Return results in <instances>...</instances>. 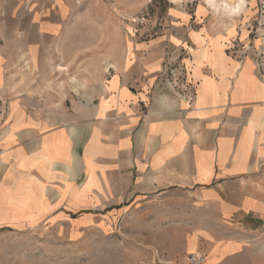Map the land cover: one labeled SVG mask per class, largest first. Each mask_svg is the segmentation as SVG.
I'll return each instance as SVG.
<instances>
[{
  "label": "crops",
  "instance_id": "crops-1",
  "mask_svg": "<svg viewBox=\"0 0 264 264\" xmlns=\"http://www.w3.org/2000/svg\"><path fill=\"white\" fill-rule=\"evenodd\" d=\"M153 1L164 3L166 30L126 41L91 101L44 117L10 100L0 127V229L76 234L155 206L163 218L168 207L165 234L186 256L264 264V69L253 50L244 60L229 52L248 43L244 29L262 0H110L126 13ZM73 7L0 0V69L39 66L46 45L69 38ZM253 44L264 54V39ZM178 48L188 50L192 103L160 79Z\"/></svg>",
  "mask_w": 264,
  "mask_h": 264
},
{
  "label": "rangeland",
  "instance_id": "rangeland-1",
  "mask_svg": "<svg viewBox=\"0 0 264 264\" xmlns=\"http://www.w3.org/2000/svg\"><path fill=\"white\" fill-rule=\"evenodd\" d=\"M72 5L66 42L46 45L39 66L30 61L29 69L25 60H17L0 69V127L6 125L12 98L29 101L34 106L30 109L44 117L72 113L74 104L94 98L98 85L123 54L126 41L148 42L166 30L163 2L153 1L134 13L118 10L110 0H72ZM246 30L248 43L236 44L229 52L244 60L253 50L258 68L263 70L264 54L253 42L264 39V0ZM179 50L169 52L160 79L177 97L192 103L195 88L184 63L188 50ZM164 210L163 218L155 206L146 213L137 212L76 234L43 225L3 228L0 264H187L189 255L184 254L182 241L165 234L172 214L168 207Z\"/></svg>",
  "mask_w": 264,
  "mask_h": 264
},
{
  "label": "built area",
  "instance_id": "built-area-1",
  "mask_svg": "<svg viewBox=\"0 0 264 264\" xmlns=\"http://www.w3.org/2000/svg\"><path fill=\"white\" fill-rule=\"evenodd\" d=\"M180 71H181V69H180ZM180 77H183V79H184V76H180ZM180 95H182V94L180 93ZM187 264H206V257L204 255H201V254H191L188 257Z\"/></svg>",
  "mask_w": 264,
  "mask_h": 264
},
{
  "label": "bare ground",
  "instance_id": "bare-ground-1",
  "mask_svg": "<svg viewBox=\"0 0 264 264\" xmlns=\"http://www.w3.org/2000/svg\"><path fill=\"white\" fill-rule=\"evenodd\" d=\"M209 1H211V0H209ZM214 1V0H213ZM229 3V2H228ZM221 7H222V5H221ZM227 9V8H226ZM230 9V11H235L236 9L235 8H229ZM237 11V10H236ZM26 65H27V67H29V69H31V63L29 62V61H26Z\"/></svg>",
  "mask_w": 264,
  "mask_h": 264
}]
</instances>
